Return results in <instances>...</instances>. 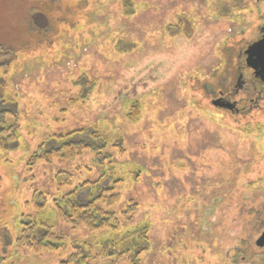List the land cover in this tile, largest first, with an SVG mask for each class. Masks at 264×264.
Wrapping results in <instances>:
<instances>
[{"label":"rangeland","instance_id":"374dc122","mask_svg":"<svg viewBox=\"0 0 264 264\" xmlns=\"http://www.w3.org/2000/svg\"><path fill=\"white\" fill-rule=\"evenodd\" d=\"M262 16L264 0H0L1 264H59L95 238L52 201L98 180L119 194L122 225L148 226L139 264H264L248 246L264 222V89L235 91L232 71ZM219 89L237 111L213 104ZM79 141L88 148L74 158L35 156ZM63 170L72 184L59 189ZM25 215L65 247L16 248Z\"/></svg>","mask_w":264,"mask_h":264},{"label":"trees","instance_id":"16d2710c","mask_svg":"<svg viewBox=\"0 0 264 264\" xmlns=\"http://www.w3.org/2000/svg\"><path fill=\"white\" fill-rule=\"evenodd\" d=\"M3 118V113H0V123H5ZM7 128L10 126L0 128V131L6 132ZM77 132L73 131L58 137L65 138L67 141ZM81 134L83 132L77 135L81 136ZM91 135L95 137L96 132H91ZM7 137L10 141L15 139L12 129ZM86 148L88 145L80 141L62 142L58 147L49 149H45L42 144L35 156L46 162L54 158L71 159L81 155ZM71 178L72 173L69 171L57 172L55 175L57 187L59 189L70 187ZM99 184L100 180L85 181L53 199L52 204L62 223L71 227H83L95 237L87 241H75L72 245L73 251L59 264H139L141 254L148 248V226L128 228L127 225H122L116 213L111 210V207L119 201V194L111 192L112 187ZM90 186L100 187L98 194L89 199L83 197L84 200L77 198L80 190ZM39 200L37 205L42 207L46 203V198L41 193H39ZM136 209L137 205L134 202L126 205L121 212L122 220L130 221ZM20 218V233L11 242L15 243L16 248L31 250L34 253H56L65 247L63 235L53 231L45 221L33 220L28 215ZM99 233L108 235L100 237L102 234ZM5 258V254L0 251V264L5 261Z\"/></svg>","mask_w":264,"mask_h":264},{"label":"flooded vegetation","instance_id":"af4514ba","mask_svg":"<svg viewBox=\"0 0 264 264\" xmlns=\"http://www.w3.org/2000/svg\"><path fill=\"white\" fill-rule=\"evenodd\" d=\"M255 1H261V0H255ZM263 36H264V16H262L261 24L258 25L257 32L255 33V36H253V39L250 41L249 44L258 41ZM245 49H243L241 51V53H239V55H237L238 56L237 57L238 64L236 67H234L232 69V71L237 72V78L235 80L236 81L235 84H233V88L235 89V91L242 90L249 83L252 85L251 86L252 88H258V89L262 90L261 88L264 89V82H262L258 77L255 76L254 69L248 68L246 66V63H245L246 56L244 54ZM245 73L249 77L248 80L246 79L247 76L245 75ZM231 86H232V84L229 85V89L231 88ZM216 97H217V99H220L223 102L233 103L234 106H233L232 110L237 111L236 103L229 99V97L225 94L224 90L219 89L218 95ZM222 109H226V108H222ZM226 110H228V108ZM263 224H264V222L259 224L261 229L259 228V232H258V234H256V236L253 234L256 231V229H255V227L252 228L253 229L252 234L254 236L252 235V237L250 238L251 242L248 241L250 243V244H248V246L249 247L251 246L250 252L252 250H255L256 252H261L264 249V244L261 245L262 240H258L260 236L264 235V227L262 226ZM254 229H255V231H254ZM263 238H264V236H263ZM257 241H259V242L257 243ZM252 242H253V245H252Z\"/></svg>","mask_w":264,"mask_h":264},{"label":"water","instance_id":"95a60500","mask_svg":"<svg viewBox=\"0 0 264 264\" xmlns=\"http://www.w3.org/2000/svg\"><path fill=\"white\" fill-rule=\"evenodd\" d=\"M244 54L246 56L245 63L248 68L254 69V74L262 82H264V36L256 42L249 44ZM213 104L219 107L232 109L233 103L223 102L220 99L213 101ZM264 235L260 236L258 240H262L261 245L264 244ZM259 241H257L258 243Z\"/></svg>","mask_w":264,"mask_h":264}]
</instances>
